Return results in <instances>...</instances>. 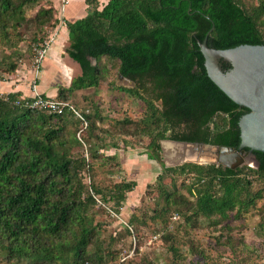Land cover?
<instances>
[{
    "label": "trees",
    "instance_id": "1",
    "mask_svg": "<svg viewBox=\"0 0 264 264\" xmlns=\"http://www.w3.org/2000/svg\"><path fill=\"white\" fill-rule=\"evenodd\" d=\"M40 1L0 0V43L27 24L25 8ZM43 6L35 13L36 26L55 27L54 10L46 2ZM263 15L264 1L248 9L239 0H109L101 11L94 8L81 20L65 22L68 56L81 68V76L66 92L98 87L100 59L115 60L118 75L135 84L125 92L146 106L143 129L148 147L156 154L149 159L159 160L162 140L237 149L238 120L248 110L233 103L209 79L199 44L212 29L209 48L264 45ZM16 68L12 64L10 71ZM18 96L0 98L2 260L6 264H107L88 214L97 206L84 183L90 160H72L58 153L57 148L68 141L62 134L64 115L14 106ZM253 155L255 169L184 164L163 171L196 176L199 200L184 201L186 210L202 217L227 218L252 206L254 199H246L251 181L264 179V153ZM135 186L134 182L115 185L109 200L120 204ZM166 202L180 206L171 195Z\"/></svg>",
    "mask_w": 264,
    "mask_h": 264
},
{
    "label": "rangeland",
    "instance_id": "2",
    "mask_svg": "<svg viewBox=\"0 0 264 264\" xmlns=\"http://www.w3.org/2000/svg\"><path fill=\"white\" fill-rule=\"evenodd\" d=\"M239 1L250 9L264 0ZM33 6L25 8L27 24L11 31L10 40L0 43V98L6 99L18 82L28 88L30 96L42 95L38 87L46 53L41 52L47 50L49 39L45 27L39 28L34 22L43 1ZM12 64L17 67L14 72L10 71ZM98 67L97 88L67 93L68 78L57 82L61 86L56 96L46 98L66 99L86 114L88 128L82 142L77 137L79 123L69 115L63 117L62 134L68 141L57 151L72 160L88 155L91 186L98 198L109 200L117 184H136L120 204L109 200L105 206L89 210L107 264H264V179H252L246 199L253 198V204L238 214L202 217L186 210L184 201L195 204L199 200L196 176L165 173L163 167L222 165H217V160L198 163L204 158L196 151L171 140L160 142L159 160L149 159L156 154L148 147L149 138L143 129L146 106L125 92L135 87L134 82L119 79L115 60L101 58ZM246 157L238 167L255 169V162ZM160 175L163 178L158 180ZM199 189L204 190V185ZM168 195L180 206L167 203ZM0 264H6L1 256Z\"/></svg>",
    "mask_w": 264,
    "mask_h": 264
},
{
    "label": "water",
    "instance_id": "3",
    "mask_svg": "<svg viewBox=\"0 0 264 264\" xmlns=\"http://www.w3.org/2000/svg\"><path fill=\"white\" fill-rule=\"evenodd\" d=\"M207 33L199 44L204 67L209 79L233 103L248 110L238 120L240 143L238 148L213 146L203 143L179 142L191 147L200 158L198 163L217 160V165L236 169L246 158L253 160V152L264 153V45H240L216 50L207 46ZM223 64L228 69L223 68ZM119 78H123L119 75Z\"/></svg>",
    "mask_w": 264,
    "mask_h": 264
},
{
    "label": "crops",
    "instance_id": "4",
    "mask_svg": "<svg viewBox=\"0 0 264 264\" xmlns=\"http://www.w3.org/2000/svg\"><path fill=\"white\" fill-rule=\"evenodd\" d=\"M108 1L109 0H43V2L47 3L48 7L54 10V16L58 20V24H56L55 27L45 28L47 38L49 39V45L42 64L43 71L38 93H41L44 97H54L57 95L59 85L61 86V84L57 83L59 80L62 82L69 78L68 85H64L66 89H68L71 83L81 76L80 66L72 60L67 53L70 47V41L69 31L65 22L74 23L81 20L94 8L101 11L104 6L107 5ZM91 64L95 65L96 61L91 59ZM22 79L23 78L20 77L19 80ZM48 79L50 80L48 81ZM119 79L128 80L125 78ZM87 89H94V87ZM87 89L78 90L76 92H83ZM17 93L21 97H30L28 88L21 85L20 82L15 84V90H10L7 95Z\"/></svg>",
    "mask_w": 264,
    "mask_h": 264
},
{
    "label": "built area",
    "instance_id": "5",
    "mask_svg": "<svg viewBox=\"0 0 264 264\" xmlns=\"http://www.w3.org/2000/svg\"><path fill=\"white\" fill-rule=\"evenodd\" d=\"M49 45V44H48ZM48 45L46 49H48ZM47 50H43L41 53H46ZM41 58L44 55H40ZM32 94V93H31ZM14 106L24 107L32 110H38L41 112H46L50 115H58V116H65L69 115L74 118L80 125V128L77 133L78 140L82 142L81 136L88 128V120L86 118V114L77 110V108L71 104L70 102L64 100H56L54 98H46L42 97L40 94H33L30 98L27 97H20L13 102ZM85 161L89 162V157L85 153L84 154ZM84 183L88 188L89 195L94 199L97 206H105L100 198H98L92 188H91V179L89 172L84 173Z\"/></svg>",
    "mask_w": 264,
    "mask_h": 264
}]
</instances>
